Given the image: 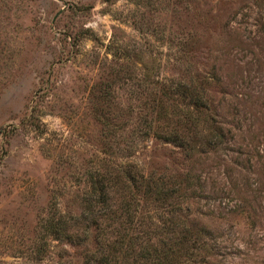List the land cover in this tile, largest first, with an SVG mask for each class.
Segmentation results:
<instances>
[{
    "label": "rangeland",
    "instance_id": "rangeland-1",
    "mask_svg": "<svg viewBox=\"0 0 264 264\" xmlns=\"http://www.w3.org/2000/svg\"><path fill=\"white\" fill-rule=\"evenodd\" d=\"M0 264H264V0H0Z\"/></svg>",
    "mask_w": 264,
    "mask_h": 264
},
{
    "label": "trees",
    "instance_id": "trees-1",
    "mask_svg": "<svg viewBox=\"0 0 264 264\" xmlns=\"http://www.w3.org/2000/svg\"><path fill=\"white\" fill-rule=\"evenodd\" d=\"M98 184L97 183H94L93 182V184L91 185V190H89V192H91V193H94V192H97L98 193V195H99V197L100 196H102V192H103V190H102V188H100L99 186H97ZM129 254V253H128ZM127 254V255H128Z\"/></svg>",
    "mask_w": 264,
    "mask_h": 264
}]
</instances>
